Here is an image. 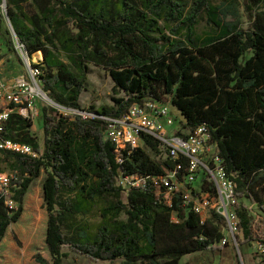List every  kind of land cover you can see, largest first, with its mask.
Returning a JSON list of instances; mask_svg holds the SVG:
<instances>
[{
    "label": "trees",
    "instance_id": "trees-1",
    "mask_svg": "<svg viewBox=\"0 0 264 264\" xmlns=\"http://www.w3.org/2000/svg\"><path fill=\"white\" fill-rule=\"evenodd\" d=\"M212 1L5 0L11 29L0 13V40L9 51L17 40L31 60L41 54L31 67L58 108L42 107L39 135L17 113L4 125L2 138L30 147L34 156L0 151L1 163L13 174L8 198L15 205L9 208L0 194V244L21 216L30 185L44 174L50 264H63L68 252L117 264H181L191 254L218 253L224 236L220 216L211 212L201 225L177 198L168 207L163 189L117 185L119 177H157L173 169L169 160L152 159L159 145L149 136H143L147 149L120 154L105 136L106 122L99 117L119 119L145 102L168 103L187 131L208 130L235 186L238 244L253 241L251 210L240 201L256 205L264 216V0L243 1L246 29L235 0L218 7ZM203 18L210 32L201 39L196 26ZM87 65L106 70L113 94L121 97H112V106L96 109L92 117L60 113L59 108L82 112ZM202 188L215 198L211 185ZM94 208L100 221L92 230L78 217ZM63 227L71 229L69 238ZM34 259L48 264L38 255Z\"/></svg>",
    "mask_w": 264,
    "mask_h": 264
},
{
    "label": "built area",
    "instance_id": "built-area-1",
    "mask_svg": "<svg viewBox=\"0 0 264 264\" xmlns=\"http://www.w3.org/2000/svg\"><path fill=\"white\" fill-rule=\"evenodd\" d=\"M16 51L24 57V48L14 41ZM27 79L19 78L13 89L4 92L0 77V151H11L34 156L30 147L15 144L2 138L4 125L14 111L20 116L32 119L33 111L37 116V100H44L37 78L39 71L32 68L28 59L23 58ZM14 106L11 109V106ZM168 103L145 102L142 105H133L129 111L119 119L99 117L106 122V138L113 144L115 152L136 148H145L143 136H149L158 143L157 160H169L173 169L157 177L141 178L135 175L119 177L117 185L123 189L144 188L148 183L160 193L163 202L171 207L173 199L177 198L182 205L188 207L195 215L199 216L203 225L214 212L223 219L224 236L220 243L225 245L228 241H236L238 234V219L233 212V206L238 200L235 197V186L226 174L221 158L216 153V145L212 142L208 130L204 126L193 131H187L180 126L169 132L174 117ZM24 112L26 114H24ZM81 115V114H80ZM92 117V115H87ZM119 162H121L119 160ZM211 185L215 191V198L204 190L203 182ZM10 179L5 174H0V194L7 197L6 204L12 208L9 200ZM172 220L176 222L175 217ZM259 250L264 253V244L259 245Z\"/></svg>",
    "mask_w": 264,
    "mask_h": 264
},
{
    "label": "rangeland",
    "instance_id": "rangeland-1",
    "mask_svg": "<svg viewBox=\"0 0 264 264\" xmlns=\"http://www.w3.org/2000/svg\"><path fill=\"white\" fill-rule=\"evenodd\" d=\"M188 4L191 0H185ZM239 4V12L241 15V28L246 29L248 27V21L243 11V1L235 0ZM224 0H213L212 5L218 7ZM0 13L4 16L2 8V0H0ZM209 26L205 18L201 19L196 26V35L201 39L209 35ZM0 57L5 58L2 64L4 70L10 73L13 77L18 74H24V62L23 58L28 59L30 64H34V61L29 59L24 54V57L19 54L14 44L12 43V49L9 51L4 43L0 40ZM60 60L67 63L63 54H59ZM87 77H86V90L82 92L79 98V105L82 112L68 111L58 109L60 113L65 115L81 114L91 115L96 109L102 107L112 106V97L119 98L120 95H114L112 92V82L108 76L106 70L95 67L93 65H87ZM3 81L4 88L7 84L5 76L0 73ZM9 91H15L13 88ZM54 107L45 100H37V109L39 116L35 115L33 111V128L35 133L40 134L39 130L41 123V109L42 107ZM13 113H17L14 111ZM174 122L169 132L176 130L180 126L181 118L178 113L171 109ZM24 114H26L24 112ZM34 130V129H33ZM153 160H157L156 157L150 154ZM0 174H5L9 179L13 177L12 172L8 169L5 163H1L0 160ZM44 174L35 180L29 187L28 192L23 198L22 213L16 223L11 224L6 233V237L0 244V264H37L34 257L38 255L41 259L47 261L50 264V256L45 246V233H46V221L47 214L43 201L42 183L44 180ZM244 205L249 206L251 210L252 220L250 222L252 239L251 242H241L242 234L239 232L236 237L235 243L228 241L225 245L219 247L218 253H195L185 256L181 260V264H264V253L261 254L259 245L264 244V216L258 211L256 205H250L246 200L240 201ZM12 207H15L13 204ZM121 219H124L121 216ZM78 220L85 223L92 230L99 223L100 217L97 208H94L93 212L82 218L78 217ZM63 233L69 238L71 235V229L63 227ZM63 264H117L116 262H95L93 260L81 257L75 253L68 252V257L63 261Z\"/></svg>",
    "mask_w": 264,
    "mask_h": 264
},
{
    "label": "crops",
    "instance_id": "crops-1",
    "mask_svg": "<svg viewBox=\"0 0 264 264\" xmlns=\"http://www.w3.org/2000/svg\"><path fill=\"white\" fill-rule=\"evenodd\" d=\"M41 56V54H40ZM4 59L3 57H0V73L3 74L5 76V80L7 81V84L5 85L6 88H4V92H7L9 90H11L15 84H16V81L19 79V78H23V79H27L28 81L30 80L29 77L27 76L26 74V71L24 74H18L17 76L13 77L10 73L6 72L2 66L3 62H4ZM41 60V57L37 58V59H33L34 63H37V61H40ZM1 77V76H0ZM2 80V78H1ZM3 83V81H2ZM4 86V85H3ZM37 113H38V110H37ZM37 117H38V114H37ZM32 121V120H31ZM33 123H32V126H31V130L32 132L35 133V128H33ZM34 129V130H33ZM36 130H39V132L41 131V123H40V127H38Z\"/></svg>",
    "mask_w": 264,
    "mask_h": 264
},
{
    "label": "water",
    "instance_id": "water-1",
    "mask_svg": "<svg viewBox=\"0 0 264 264\" xmlns=\"http://www.w3.org/2000/svg\"><path fill=\"white\" fill-rule=\"evenodd\" d=\"M2 8H3V14H4V17H5V19H6V22H7V24H8V26H9V28L11 29V26H10V24H9V21H8V18H7V16H6V5H5V0H2ZM41 94L43 95V98H44V100L45 101H47V102H49L51 105H53V106H56L42 91H41Z\"/></svg>",
    "mask_w": 264,
    "mask_h": 264
},
{
    "label": "bare ground",
    "instance_id": "bare-ground-1",
    "mask_svg": "<svg viewBox=\"0 0 264 264\" xmlns=\"http://www.w3.org/2000/svg\"><path fill=\"white\" fill-rule=\"evenodd\" d=\"M39 57H41L39 53H36V54L33 55V59L34 60L37 59V58H39Z\"/></svg>",
    "mask_w": 264,
    "mask_h": 264
}]
</instances>
